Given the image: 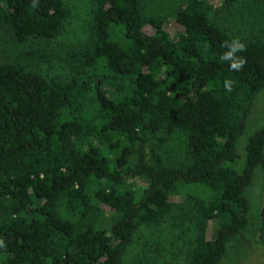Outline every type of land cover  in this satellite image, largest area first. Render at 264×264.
<instances>
[{
	"label": "trees",
	"instance_id": "1",
	"mask_svg": "<svg viewBox=\"0 0 264 264\" xmlns=\"http://www.w3.org/2000/svg\"><path fill=\"white\" fill-rule=\"evenodd\" d=\"M208 1L242 0H190L173 14L184 29L174 38L145 0H94L90 41L66 78L43 69L71 16L65 0H0V29L27 46L0 62V264H124L138 235L175 211L184 185L202 194L185 195L174 241L189 235L193 247L178 258L222 262L248 228L245 192L257 169L264 182V122L241 172L231 167L264 91V38L241 40L236 55L247 63L231 71L220 56L237 37ZM120 32L126 44L113 40ZM176 134L182 156L169 161Z\"/></svg>",
	"mask_w": 264,
	"mask_h": 264
},
{
	"label": "rangeland",
	"instance_id": "2",
	"mask_svg": "<svg viewBox=\"0 0 264 264\" xmlns=\"http://www.w3.org/2000/svg\"><path fill=\"white\" fill-rule=\"evenodd\" d=\"M93 1L65 0L71 11V16L64 26L62 35L56 41L53 51L50 49L46 51L51 57L43 64L45 71L50 70L54 75L60 74L61 77H69L70 71L75 66L73 60H71L72 55L75 52L85 50L90 41V26L94 10ZM145 1L147 15L164 20V28L172 37L177 38L183 34L184 29L176 23L174 18L176 14L174 16L173 14L179 8L186 7L190 0ZM209 5H211V2H209ZM208 12L215 22L240 40L264 38V6L260 0H242L231 8H226L214 2L209 7ZM144 31L148 35H153L155 32L151 26H145ZM113 40L119 43L123 42V44L127 43L122 32L114 33ZM25 48L27 46H19L12 40L7 29H0V62L18 57ZM263 122L264 91L254 102L247 130L237 144L238 160L231 167L238 172H241L245 165L247 144L256 131L262 127ZM182 145V135L176 134L165 146L164 151L169 154V161H175L182 156ZM138 186L145 187V183L140 182ZM181 192L183 195L172 197V201L177 203L175 211L161 225L144 229L138 235L135 243L127 251L124 264H183L187 252L193 247V240L191 237L189 238V235L185 237L184 242L174 241L176 237L179 238L180 227L184 224V210L188 211L190 208V204L184 202V198L187 193L202 194V190L196 185H184ZM263 194V172L261 169H257L250 186L245 192V196L250 203L248 228L228 246L226 255L220 264H264V240L261 242L258 236L261 226ZM217 229L216 222L209 224V239L215 238ZM179 253L184 258L179 259Z\"/></svg>",
	"mask_w": 264,
	"mask_h": 264
},
{
	"label": "clouds",
	"instance_id": "3",
	"mask_svg": "<svg viewBox=\"0 0 264 264\" xmlns=\"http://www.w3.org/2000/svg\"><path fill=\"white\" fill-rule=\"evenodd\" d=\"M33 7H36V2L33 0ZM222 47H225L228 49V51L221 54L220 59L222 61L229 62V68L231 71L239 72L243 69L245 64L247 63V60L243 56H237L236 54L238 52H244L246 50V45L241 42V40L237 37L234 38L231 42H224ZM232 81L231 80H225L224 86L227 91L232 90ZM3 241L0 240V247H3Z\"/></svg>",
	"mask_w": 264,
	"mask_h": 264
}]
</instances>
